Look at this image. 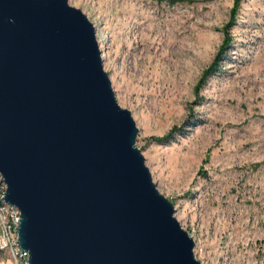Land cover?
I'll return each instance as SVG.
<instances>
[{
	"label": "water",
	"instance_id": "obj_1",
	"mask_svg": "<svg viewBox=\"0 0 264 264\" xmlns=\"http://www.w3.org/2000/svg\"><path fill=\"white\" fill-rule=\"evenodd\" d=\"M136 135L80 10L0 0V178L29 264H200Z\"/></svg>",
	"mask_w": 264,
	"mask_h": 264
},
{
	"label": "rangeland",
	"instance_id": "obj_2",
	"mask_svg": "<svg viewBox=\"0 0 264 264\" xmlns=\"http://www.w3.org/2000/svg\"><path fill=\"white\" fill-rule=\"evenodd\" d=\"M175 1L68 5L94 26L115 100L195 259L264 264V0L241 1L231 43L201 86L234 0Z\"/></svg>",
	"mask_w": 264,
	"mask_h": 264
},
{
	"label": "built area",
	"instance_id": "obj_3",
	"mask_svg": "<svg viewBox=\"0 0 264 264\" xmlns=\"http://www.w3.org/2000/svg\"><path fill=\"white\" fill-rule=\"evenodd\" d=\"M1 179V178H0ZM0 185V264H29V254L19 246L20 212L4 201L5 184ZM2 256V257H1ZM4 257L6 260H4Z\"/></svg>",
	"mask_w": 264,
	"mask_h": 264
},
{
	"label": "trees",
	"instance_id": "obj_4",
	"mask_svg": "<svg viewBox=\"0 0 264 264\" xmlns=\"http://www.w3.org/2000/svg\"><path fill=\"white\" fill-rule=\"evenodd\" d=\"M161 1H163V0H161ZM166 1H168L170 3L176 2L175 0H166ZM241 1L242 0H234V7H233V10H232L231 23L228 25V27L225 30L226 37H225V40H224V44L222 45L219 53L217 54L216 59L214 61V64L209 69H207L206 72L204 73V77L202 78V80L200 82V86H201V84L203 85L205 83V81L208 79V77L210 75L216 73L217 70H218V63L221 60V58L225 55L226 49L231 43L230 42V37H229V35L227 33V29L229 28L230 25L233 24V22H235L234 18H235V15L237 13L238 8L240 7ZM164 139L166 140V138H164ZM164 139H155V141L163 142V141H165Z\"/></svg>",
	"mask_w": 264,
	"mask_h": 264
},
{
	"label": "bare ground",
	"instance_id": "obj_5",
	"mask_svg": "<svg viewBox=\"0 0 264 264\" xmlns=\"http://www.w3.org/2000/svg\"><path fill=\"white\" fill-rule=\"evenodd\" d=\"M92 24V23H91ZM94 27V26H93Z\"/></svg>",
	"mask_w": 264,
	"mask_h": 264
}]
</instances>
